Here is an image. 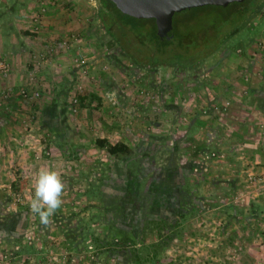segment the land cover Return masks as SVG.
<instances>
[{
	"label": "rangeland",
	"instance_id": "1",
	"mask_svg": "<svg viewBox=\"0 0 264 264\" xmlns=\"http://www.w3.org/2000/svg\"><path fill=\"white\" fill-rule=\"evenodd\" d=\"M247 2L260 7L244 27L202 62L181 68L167 63L142 66L128 57L97 17L98 0H0V21L6 20L10 34L17 24L29 33L28 21L38 12L42 18L52 16V26L59 27L50 38L45 30L32 31L39 50L31 60L13 61L0 49V59L11 69L8 77L0 76V132L7 138L0 141V264H111L99 260L91 243L79 258H71L62 246L52 252V224L61 223L62 229L68 225L65 198L89 206L80 204L83 196L90 192L92 198L96 190L86 193L82 188L89 176L81 168L82 153L97 136L114 141L112 130L130 132L139 140L134 142L136 152L146 155L144 165H135L142 190L153 180H167L165 162L182 145L198 149L188 172L174 177L185 182L181 196L186 211L192 212L195 198L201 201V210L195 209L200 218L188 220L178 233L167 236L166 227L158 224L155 236L135 244L114 237L118 250L133 252L145 246L139 256L152 257L150 264H264V237H245L246 251L244 246L234 247L243 237L225 234L230 226L237 231L247 227L255 234L264 230V183L260 187L248 177L264 169L263 156L249 150L264 149V0ZM15 63L22 67L21 83L9 82ZM8 89L11 93L5 98ZM246 99L259 108L258 119L254 109L252 116L242 109ZM89 159L95 165L108 163L102 152ZM40 167L57 171L62 181V169L78 175L70 188L65 186L61 207L47 226L29 207L33 177ZM102 178L101 203L107 198L104 181L113 180ZM225 180L237 184L226 187ZM152 192L149 196L154 198ZM215 206L218 209L211 210ZM230 213L237 220L229 222L224 215Z\"/></svg>",
	"mask_w": 264,
	"mask_h": 264
},
{
	"label": "crops",
	"instance_id": "2",
	"mask_svg": "<svg viewBox=\"0 0 264 264\" xmlns=\"http://www.w3.org/2000/svg\"><path fill=\"white\" fill-rule=\"evenodd\" d=\"M40 13L42 15V12ZM38 18L40 20L37 19L35 22L32 19L28 21L27 29L29 33L32 34H29L27 31L22 32L21 29L24 28L19 24H17L15 28H12L14 31L10 34V32L6 31V26L9 25L6 20L2 19L0 21V42L2 44L0 49H5L4 53L13 61L31 60L32 55L35 58V51L39 50L37 47L39 42H35L38 36L32 31L39 32L45 30L48 33L45 32V36L50 38V32H52L53 28L54 30L59 28L52 26V16ZM67 29L68 28H65V30ZM10 43L12 45H17L18 48L14 49V46H9ZM45 46L48 48L50 43ZM45 53H50L49 49H46ZM13 67L14 71L9 82L21 83L22 73L20 72L22 67L18 66L16 63L13 64ZM24 81L25 80H23V82ZM251 101L252 100L250 99H246L241 107L249 116L253 115L252 110L254 109L256 119H258L259 117H257V115H261L259 114L260 110L256 105L252 104L253 102ZM192 121L194 122V120ZM246 124L247 123H245V125ZM50 125H52V123ZM247 134V132L244 133V135ZM110 135H116V139L111 141L107 135L97 136L93 140L92 147L86 149L82 153L83 160L81 161H84V163L81 165V168L86 169V173L89 174L87 179L83 180L84 186H82V188L86 189V191H84L86 193L90 188L96 191H93L92 198L88 197L90 192L83 196V202L80 204L86 202L89 206L85 207H82L81 205L77 206L78 201L72 197L65 198L66 205L69 206L65 216V221L68 225L62 229L63 226L61 223L52 224V252L57 253L62 246L63 249L70 254L71 258H79L81 253H83L82 251L86 244L91 243L97 250L99 260L103 263L109 261L108 263L111 262V264H150V262L153 261L152 257L139 256L142 249L147 250L145 246H141V248L136 247L133 252H127L125 250H118L117 246L112 244V239L118 237L121 243L134 240V242H132L135 244L140 238L143 241V238L146 239L147 237L155 236V226H158V224H161L163 229L165 226L167 230L166 235L170 236L182 230L184 226L183 224L188 220H196L197 218H200V212L195 213V209L201 210L200 198H195L191 202L192 212L186 211L184 198L181 196V191L185 182L182 179L176 181L174 177L176 176V179L181 178L183 171H185V173L188 172L187 169L189 167L190 159L197 157L198 149L191 151L188 147L189 145H182L175 157L165 162L166 166L164 172L167 173V180L164 182H161V180L158 179L155 181L153 180L148 186H144L142 190V187L140 186L141 180L136 172L135 165L139 167L142 164L144 165L145 161L143 158L146 157V155L137 154L136 152V143L134 142L135 140L136 142L139 140L130 132H125L124 134L112 130ZM6 139V133L0 132V141ZM96 139H106L112 144L116 142L125 143L129 146L131 151L126 155H110L105 148L96 145ZM249 150L252 153L260 154L264 158V149L258 147L256 149L249 148ZM90 151L93 153H90ZM99 151L106 153L108 157L107 164L98 161L97 165H95L96 161H93L94 158L93 160L89 159V155H95L96 153L97 155L101 154ZM61 171L63 173V183L66 188H70L71 183L76 181L78 175L73 170L67 168L62 169ZM102 177H113V180L108 179L104 181L107 190L105 191L104 196L107 195V198L103 197L101 203L102 199L98 197L100 194L99 187L101 188L102 193L103 188H105L101 183L103 181H100V179H103ZM222 183H225L226 187H230V185L235 187L237 184L234 180L230 183H228V180L226 182L223 181ZM157 189H160L161 191L156 192ZM150 190H154V192H152L153 195H156L154 198L149 196ZM213 199V197H209L210 201ZM162 209H165L164 212ZM216 209L218 208L215 206L211 210ZM210 215L211 212L209 216ZM224 216L229 222L234 221V219L237 220L238 218V216H235L233 219L232 213L225 214ZM234 228L236 229V227L233 226L228 227L225 230V234H229L231 238L233 237L232 233L243 237V241H240V244H235L234 247L244 246L246 251L248 250L246 248L248 245V241L246 240H248V238L246 239L245 237H264V230L255 234L247 227L242 228L241 231H237ZM196 231L199 232L200 230ZM156 235L159 234L156 233ZM159 237L163 236L159 235ZM235 238H237V236ZM145 244L146 241L144 242V245ZM214 256L217 259L216 252ZM52 264L54 263L52 262ZM82 264L84 263L82 262ZM228 264L230 263L228 262Z\"/></svg>",
	"mask_w": 264,
	"mask_h": 264
},
{
	"label": "trees",
	"instance_id": "3",
	"mask_svg": "<svg viewBox=\"0 0 264 264\" xmlns=\"http://www.w3.org/2000/svg\"><path fill=\"white\" fill-rule=\"evenodd\" d=\"M98 1L97 17L106 33L128 57L148 67L167 63L190 68L202 62L243 28L260 7L244 0L227 6L185 9L174 13L173 30L168 38L161 40L156 34L154 19L134 18L120 12L110 0ZM96 145L110 155H126L131 151L125 143L112 144L106 139H96Z\"/></svg>",
	"mask_w": 264,
	"mask_h": 264
},
{
	"label": "water",
	"instance_id": "4",
	"mask_svg": "<svg viewBox=\"0 0 264 264\" xmlns=\"http://www.w3.org/2000/svg\"><path fill=\"white\" fill-rule=\"evenodd\" d=\"M123 14L138 19H154L161 40L173 30V15L185 9L204 5L227 6L244 0H110Z\"/></svg>",
	"mask_w": 264,
	"mask_h": 264
},
{
	"label": "clouds",
	"instance_id": "5",
	"mask_svg": "<svg viewBox=\"0 0 264 264\" xmlns=\"http://www.w3.org/2000/svg\"><path fill=\"white\" fill-rule=\"evenodd\" d=\"M32 187L30 210L38 215L41 225L47 226L50 218L61 207L65 184L57 171L50 167H40L35 172Z\"/></svg>",
	"mask_w": 264,
	"mask_h": 264
},
{
	"label": "built area",
	"instance_id": "6",
	"mask_svg": "<svg viewBox=\"0 0 264 264\" xmlns=\"http://www.w3.org/2000/svg\"><path fill=\"white\" fill-rule=\"evenodd\" d=\"M38 17H40L39 12H38L36 18L33 19V21L35 22L37 19H39ZM66 43H67L66 40L65 41H58V42H56V46H63ZM81 63H84V60L83 59L81 60ZM10 70L11 69H10L9 63L6 62L5 60L0 59V76L3 77V78L8 77L9 74H10ZM245 79H247V77ZM21 91H22V93H25V90H21ZM10 93L11 92H10L9 89L6 90V91H4L3 92L4 97L5 98L6 97H9L10 96ZM261 126H262L263 132H264V124H262ZM262 143L264 145V135L262 137ZM256 175L253 174V173H250V174H248V177L251 178V179H253L257 183V185L259 184L260 187H262L261 186V183H264V169L261 172L257 173Z\"/></svg>",
	"mask_w": 264,
	"mask_h": 264
}]
</instances>
